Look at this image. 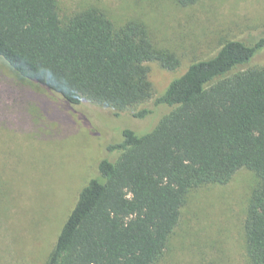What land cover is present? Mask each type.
<instances>
[{
  "label": "trees",
  "instance_id": "1",
  "mask_svg": "<svg viewBox=\"0 0 264 264\" xmlns=\"http://www.w3.org/2000/svg\"><path fill=\"white\" fill-rule=\"evenodd\" d=\"M202 0H176L190 7ZM264 37L228 40L154 95L148 63L181 67L136 19L116 25L95 6L64 14L58 0H0V58L17 78L136 119L166 108L151 131L125 129L82 188L47 264H158L192 190L253 172L246 254L264 264ZM151 102V103H150Z\"/></svg>",
  "mask_w": 264,
  "mask_h": 264
},
{
  "label": "rangeland",
  "instance_id": "2",
  "mask_svg": "<svg viewBox=\"0 0 264 264\" xmlns=\"http://www.w3.org/2000/svg\"><path fill=\"white\" fill-rule=\"evenodd\" d=\"M58 1L64 14L95 6L116 25L140 20L157 47L175 52L181 60L177 71L147 64L155 96L226 41L264 37V0H202L190 7L176 0ZM250 65L264 67V50ZM149 106L152 113L136 119L87 103L69 105L19 80L0 58V264H47L80 191L108 155L107 146L121 142L125 129L151 131L166 112ZM257 184L256 175L242 169L227 185L192 190L158 264H251L243 225Z\"/></svg>",
  "mask_w": 264,
  "mask_h": 264
}]
</instances>
